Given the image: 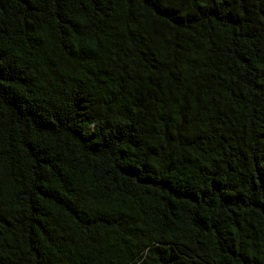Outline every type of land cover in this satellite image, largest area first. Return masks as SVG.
I'll return each mask as SVG.
<instances>
[{"label": "trees", "instance_id": "obj_1", "mask_svg": "<svg viewBox=\"0 0 264 264\" xmlns=\"http://www.w3.org/2000/svg\"><path fill=\"white\" fill-rule=\"evenodd\" d=\"M0 264H264V0H0Z\"/></svg>", "mask_w": 264, "mask_h": 264}]
</instances>
